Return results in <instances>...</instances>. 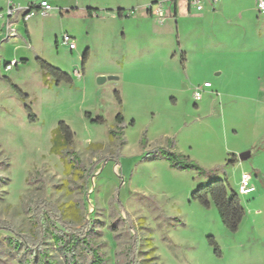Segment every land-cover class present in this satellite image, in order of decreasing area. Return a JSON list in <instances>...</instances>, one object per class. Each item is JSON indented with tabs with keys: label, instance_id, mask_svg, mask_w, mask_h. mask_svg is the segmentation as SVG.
Segmentation results:
<instances>
[{
	"label": "rangeland",
	"instance_id": "rangeland-1",
	"mask_svg": "<svg viewBox=\"0 0 264 264\" xmlns=\"http://www.w3.org/2000/svg\"><path fill=\"white\" fill-rule=\"evenodd\" d=\"M12 1L25 8L40 0ZM46 1L48 14L22 21L20 11L6 18L0 0V222L34 248L35 205L44 202L53 219L89 231L102 264H264V14L256 0H201L204 10L190 15L180 3L176 18L172 0ZM152 1L163 6V22L146 15ZM118 6L129 8L122 19L95 10ZM88 9L96 13L88 17ZM36 58L72 85L45 82ZM119 113L122 136L110 138ZM59 122L74 134L83 173L51 151ZM160 150L189 157L208 175L170 168ZM245 152L250 158L239 161ZM232 156L237 163L226 166ZM243 173L255 192L237 195L245 216L232 233L212 204L201 207L191 194L219 179L237 194ZM8 238L0 230V264H22L30 251L9 248ZM41 248L47 264L71 262L49 234ZM78 252L75 264L95 262Z\"/></svg>",
	"mask_w": 264,
	"mask_h": 264
},
{
	"label": "trees",
	"instance_id": "trees-1",
	"mask_svg": "<svg viewBox=\"0 0 264 264\" xmlns=\"http://www.w3.org/2000/svg\"><path fill=\"white\" fill-rule=\"evenodd\" d=\"M176 1L177 0H172V2L174 3V7ZM86 13L88 17H92L96 13V11L88 9ZM147 13L150 15L148 8ZM117 17L119 19H122L123 12L117 11ZM86 54L82 59V68H84ZM36 63L44 76L45 82L47 81V79H51L56 85H60L62 83L72 85L73 80L68 74L52 67L40 58H36ZM115 98L118 104L121 105V99L118 92H115ZM93 122L98 125H104L105 123L102 118H98ZM115 122L117 125L116 129L110 130L108 132L110 138L122 136L124 122L123 117L120 113L116 115ZM73 138L74 134L72 133L70 128L64 122H59L56 129L52 133L51 151L57 156H59L60 161L64 164L65 167L74 171H78L79 173H83L86 171V169L84 168L78 155L74 151ZM157 157L164 159L168 163L169 167L172 169L195 171L198 176L208 175L207 171H205L193 161H191L189 157L167 150L158 151ZM157 157H155L154 159H156ZM236 163V159L234 158V156H232L226 162V166H233ZM191 200L197 202L201 207L204 208H209L210 204H212L219 216L222 226L232 233H235L238 230L245 216L244 208L241 205L237 194L234 191L230 190L225 185L224 181L220 179L211 181L206 185L199 186L192 192ZM40 204H42V206H40ZM35 209H38V215H36L37 220L34 222L37 231V236L35 235V237L30 238L32 240L35 239L34 241H31L36 242L33 245L34 248H31L29 246L31 244L29 243V239L25 238L22 234L18 233L17 229L11 227L10 224L7 222H0V230L8 232L9 234L14 235V238H17V241L14 238L7 239L9 248L18 251L20 246H25L23 254H25L26 252L28 253L30 251L29 258L21 260L22 264H47V253L43 248H41L43 240L45 239L47 234L50 235L54 246L57 247V250L61 253V255L63 257L69 256V258L71 259V262L69 261V264H75V260L78 256V251L92 252V257L96 260L91 264H102L104 262V260L98 258L97 251L92 248V245L88 238L89 231H85V233L81 234L76 230H71L67 228L64 223H62L61 216H57L59 214H57L53 219V212L51 211V213L47 209L46 204L44 202L37 203V205H35ZM48 224H52L54 229L53 231H50L48 227L44 228L45 226H48ZM56 224L61 225L66 229V231L68 232L67 238L63 237V235L60 236L58 231L55 230ZM210 244L215 247V253L218 254V250L216 249L215 243L210 240ZM136 246L137 242L135 240H132V244L129 249L132 260L134 259L136 253ZM132 264H135V262L133 261Z\"/></svg>",
	"mask_w": 264,
	"mask_h": 264
},
{
	"label": "built area",
	"instance_id": "built-area-1",
	"mask_svg": "<svg viewBox=\"0 0 264 264\" xmlns=\"http://www.w3.org/2000/svg\"><path fill=\"white\" fill-rule=\"evenodd\" d=\"M7 2V8L5 16L9 18L13 16L17 11H20V18L22 21H26L29 17L33 15L34 12L39 13L42 16H45L52 10V6L46 0H40L37 4L32 6H27L26 8L20 9L11 4V0H2ZM215 1V0H214ZM189 3L196 7L198 11L201 10V6L199 5V0H189ZM150 16L157 19L160 22H163L166 18V13L163 10V6L161 4H151L148 6ZM256 9L259 14H264V0H256ZM61 43L66 46L70 51L75 49V44L72 38L64 34L61 40ZM205 88L210 87L209 83L204 84ZM193 98L195 101H199L201 99V91L197 90L193 93ZM252 178L249 174L243 173L240 177V182L238 186L237 195L238 196H249L255 192V188L252 185Z\"/></svg>",
	"mask_w": 264,
	"mask_h": 264
},
{
	"label": "crops",
	"instance_id": "crops-1",
	"mask_svg": "<svg viewBox=\"0 0 264 264\" xmlns=\"http://www.w3.org/2000/svg\"><path fill=\"white\" fill-rule=\"evenodd\" d=\"M157 1H152V3L151 4H155ZM217 2V1H216ZM180 3H183L185 6H186V8H187V13H188V15H190L191 14V10L192 9H194V11H196V12H201V11H203L204 10V7L203 8H201V10L200 11H198L197 9H196V7H194V6H192L190 3H189V1L188 0H177L176 1V3H175V12H174V17L176 18L177 16H178V9H179V4ZM215 2H213V4H214ZM11 4L13 5V6H15L14 5V2L11 0ZM37 4V3H36ZM30 5H34V3H27L26 4V7L27 6H30ZM199 5L201 6V0H199ZM215 5V4H214ZM25 7V8H26ZM18 8H20V9H23L21 6L20 7H18ZM147 8H148V6H147ZM91 10H93V9H91ZM95 10H97L98 12L100 11H105L107 14H109V15H111V16H113V17H116L117 18V11H122L123 12V15H124V12L125 11H128L129 10V8H126V7H122V6H118V7H115V8H97V9H95ZM213 11H216V7L215 6H213ZM146 15H148V16H150L148 13H147V9H146ZM32 17V16H31ZM31 17H29L28 19H30ZM151 17V16H150ZM186 57V56H185ZM15 65H16V63H15ZM206 84V83H205Z\"/></svg>",
	"mask_w": 264,
	"mask_h": 264
},
{
	"label": "water",
	"instance_id": "water-1",
	"mask_svg": "<svg viewBox=\"0 0 264 264\" xmlns=\"http://www.w3.org/2000/svg\"><path fill=\"white\" fill-rule=\"evenodd\" d=\"M250 158V153L249 152H245V153H242L238 156V160L239 161H246L247 159Z\"/></svg>",
	"mask_w": 264,
	"mask_h": 264
}]
</instances>
